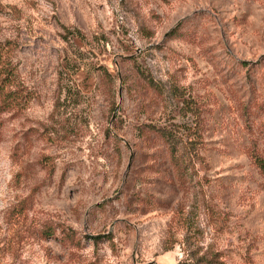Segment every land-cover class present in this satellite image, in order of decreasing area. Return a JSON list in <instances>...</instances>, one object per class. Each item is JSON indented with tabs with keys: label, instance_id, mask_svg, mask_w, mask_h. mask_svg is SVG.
Masks as SVG:
<instances>
[{
	"label": "rangeland",
	"instance_id": "1",
	"mask_svg": "<svg viewBox=\"0 0 264 264\" xmlns=\"http://www.w3.org/2000/svg\"><path fill=\"white\" fill-rule=\"evenodd\" d=\"M0 50V264H264V0H0Z\"/></svg>",
	"mask_w": 264,
	"mask_h": 264
},
{
	"label": "trees",
	"instance_id": "2",
	"mask_svg": "<svg viewBox=\"0 0 264 264\" xmlns=\"http://www.w3.org/2000/svg\"><path fill=\"white\" fill-rule=\"evenodd\" d=\"M1 53V50H0ZM0 72V112H7L11 110L21 109L24 106V96L19 95V92L13 91L16 88L12 80L14 79L13 74H9L13 77H8V74L4 77L1 76ZM2 77V78H1ZM8 79H11L8 81ZM189 110H193V105L187 104ZM159 136H161L164 142L168 146V151L170 154L171 165L174 168L176 173V178L181 186V188H185L186 186V177L187 171L189 169V165L192 164L194 159H198L199 157V148L198 146L201 143V135L199 132L193 133V141L189 143V145L180 146L172 136L171 132L168 131H159L154 130Z\"/></svg>",
	"mask_w": 264,
	"mask_h": 264
}]
</instances>
